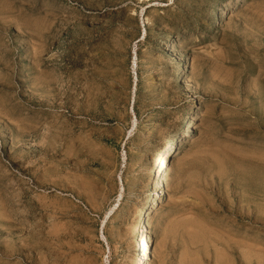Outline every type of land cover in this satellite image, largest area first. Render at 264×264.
<instances>
[{"label": "rangeland", "instance_id": "374dc122", "mask_svg": "<svg viewBox=\"0 0 264 264\" xmlns=\"http://www.w3.org/2000/svg\"><path fill=\"white\" fill-rule=\"evenodd\" d=\"M193 115L148 264H264V0H0V264H136Z\"/></svg>", "mask_w": 264, "mask_h": 264}, {"label": "bare ground", "instance_id": "6f19581e", "mask_svg": "<svg viewBox=\"0 0 264 264\" xmlns=\"http://www.w3.org/2000/svg\"><path fill=\"white\" fill-rule=\"evenodd\" d=\"M61 36L58 35L56 39H60ZM170 43V42H169ZM187 73V72H186ZM184 73V76L186 75ZM196 120L195 115L190 117L188 122L183 126L184 129L179 133H174L166 143V146L158 153L157 157V167L154 171V178L151 182L155 191H153V196L147 200L145 210L138 215L134 224V232L137 235V243L139 245L138 260L136 264H148L151 254L150 242L148 233H146L145 223L146 218L152 211L154 206H157L160 202V199L165 195V183H164V173L170 163L171 156L176 153L175 149L176 141L179 136H190L192 133V123ZM173 151V152H172ZM148 230V229H147ZM142 233L140 236L139 234ZM250 251V250H249ZM236 257V256H235ZM224 258V257H223ZM228 264V263H227Z\"/></svg>", "mask_w": 264, "mask_h": 264}]
</instances>
